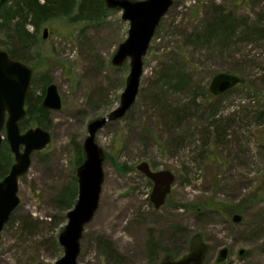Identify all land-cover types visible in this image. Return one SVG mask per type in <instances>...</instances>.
Returning <instances> with one entry per match:
<instances>
[{"label": "rangeland", "instance_id": "obj_1", "mask_svg": "<svg viewBox=\"0 0 264 264\" xmlns=\"http://www.w3.org/2000/svg\"><path fill=\"white\" fill-rule=\"evenodd\" d=\"M96 18L24 28L30 38L22 50L36 68L30 102L41 104L54 84L62 105L25 119V130L40 127L51 142L32 153L18 180L0 264H55L63 255L57 238L69 210L58 196L77 189L87 125L118 107L129 74V60L111 65L128 22L119 10ZM13 24L0 26V42L13 40ZM218 73L242 84L212 96ZM95 142L106 157L104 182L78 264H178L196 254L198 264H264V0H173L143 58L132 108ZM140 162L175 176L158 210L150 202L152 183L136 170ZM223 248L227 259L217 263Z\"/></svg>", "mask_w": 264, "mask_h": 264}, {"label": "water", "instance_id": "obj_2", "mask_svg": "<svg viewBox=\"0 0 264 264\" xmlns=\"http://www.w3.org/2000/svg\"><path fill=\"white\" fill-rule=\"evenodd\" d=\"M8 0H0V3ZM109 10L121 11V19L128 22L126 40L121 43L111 59V65L120 67L129 60V74L120 95L117 108L108 115L95 119L87 125V137L82 143L83 162L76 169L77 198L66 214V224L58 235L57 241L63 255L55 264H78L80 242L85 226L93 219L99 205L104 182V150L95 142L96 134L107 124L121 120L132 108L140 86L145 57L154 32L161 19L173 6V0H103ZM48 30L43 31L46 39ZM33 82V72L21 61L10 58L7 51L0 49V145L3 140L8 144L14 162L7 175L0 181V238L1 231L10 214L19 204L18 180L24 176L31 165V155L44 150L51 142L50 133L40 127L21 131L19 124L26 118L25 104ZM242 84L237 76L218 73L209 84V93L220 96L228 90ZM61 98L57 87L49 84L41 107L49 111L61 109ZM136 170L152 183L150 202L154 209L164 206L175 176L170 171H152L146 162H140ZM240 216L234 215L232 221L240 222ZM239 256L243 251H239ZM228 249L219 251L217 263L225 262ZM200 261L199 254L188 256L178 264Z\"/></svg>", "mask_w": 264, "mask_h": 264}, {"label": "trees", "instance_id": "obj_3", "mask_svg": "<svg viewBox=\"0 0 264 264\" xmlns=\"http://www.w3.org/2000/svg\"><path fill=\"white\" fill-rule=\"evenodd\" d=\"M11 1L13 3L12 6L14 7L6 8L7 1L0 3V26L6 24V28H8L9 25L13 24L12 22L16 20L12 27L15 34L13 35V40L10 43L8 42L6 44L0 42V47L7 51L10 58L26 63L32 70L33 75L36 68L34 64H31V62L25 58L26 56L23 51L27 48V38H30V34H28L24 29L26 25H30L34 29L38 30L40 26H46L49 21L54 19L62 18L68 19L72 22L80 20L89 21L92 19L97 20L98 18L96 17L99 16V13L108 10L105 7L103 0H9L7 3ZM41 39H43V34ZM43 85H47L46 80H43ZM39 99L40 98H38L34 104H31V97L27 96L25 104L27 113L26 118L30 119L35 115L41 117L47 116L49 112L47 109L41 107ZM25 119L19 124L21 131H25V127L27 126ZM12 156L13 155L10 153L8 144L5 140H3L0 145V177L2 179L7 175V170L10 169L14 162ZM83 160L84 154L82 151V157H80L77 161L78 166L83 162ZM76 198L77 189L74 184L72 188L63 189L60 192L58 196V203L60 206L70 210L75 204ZM192 241H194V239H192Z\"/></svg>", "mask_w": 264, "mask_h": 264}, {"label": "flooded vegetation", "instance_id": "obj_4", "mask_svg": "<svg viewBox=\"0 0 264 264\" xmlns=\"http://www.w3.org/2000/svg\"><path fill=\"white\" fill-rule=\"evenodd\" d=\"M0 49L5 50L4 48H1V47H0ZM5 51H6V50H5ZM33 77H34V75H33Z\"/></svg>", "mask_w": 264, "mask_h": 264}]
</instances>
